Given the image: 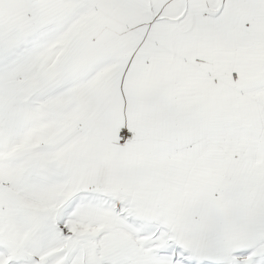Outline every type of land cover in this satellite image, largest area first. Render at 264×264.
<instances>
[{
  "label": "snow or ice",
  "instance_id": "snow-or-ice-1",
  "mask_svg": "<svg viewBox=\"0 0 264 264\" xmlns=\"http://www.w3.org/2000/svg\"><path fill=\"white\" fill-rule=\"evenodd\" d=\"M0 264H264V0H0Z\"/></svg>",
  "mask_w": 264,
  "mask_h": 264
}]
</instances>
